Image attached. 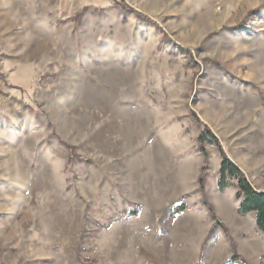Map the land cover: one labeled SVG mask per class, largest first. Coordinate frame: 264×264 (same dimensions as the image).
Here are the masks:
<instances>
[{
	"label": "rangeland",
	"instance_id": "obj_1",
	"mask_svg": "<svg viewBox=\"0 0 264 264\" xmlns=\"http://www.w3.org/2000/svg\"><path fill=\"white\" fill-rule=\"evenodd\" d=\"M221 152L264 191V0H0V264H264Z\"/></svg>",
	"mask_w": 264,
	"mask_h": 264
},
{
	"label": "trees",
	"instance_id": "obj_2",
	"mask_svg": "<svg viewBox=\"0 0 264 264\" xmlns=\"http://www.w3.org/2000/svg\"><path fill=\"white\" fill-rule=\"evenodd\" d=\"M200 139V141L205 140L202 136L200 137ZM207 139L209 142L215 143L214 145L218 146L217 140L213 135L207 136ZM221 154L222 162L219 171L220 177L218 182L220 190H226L229 187H235L236 198L239 201V214L243 216L254 214L257 229L264 236V191H260L254 188L247 180L243 172L234 163H232L224 155V153L221 152ZM210 212L212 214L214 222L218 225H221L218 221V218L213 215L211 209ZM176 214H178V208L177 210L172 212L171 216H175ZM235 257L236 256H233V263L237 261H235Z\"/></svg>",
	"mask_w": 264,
	"mask_h": 264
}]
</instances>
